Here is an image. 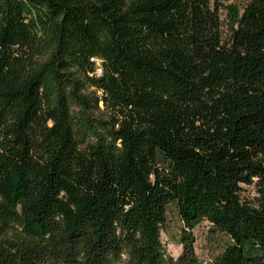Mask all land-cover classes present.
I'll list each match as a JSON object with an SVG mask.
<instances>
[{
  "label": "trees",
  "instance_id": "obj_1",
  "mask_svg": "<svg viewBox=\"0 0 264 264\" xmlns=\"http://www.w3.org/2000/svg\"><path fill=\"white\" fill-rule=\"evenodd\" d=\"M228 1L0 0V264H264V0Z\"/></svg>",
  "mask_w": 264,
  "mask_h": 264
},
{
  "label": "rangeland",
  "instance_id": "obj_2",
  "mask_svg": "<svg viewBox=\"0 0 264 264\" xmlns=\"http://www.w3.org/2000/svg\"><path fill=\"white\" fill-rule=\"evenodd\" d=\"M249 0H230L224 5L236 7L238 12ZM230 13L228 8L219 10L221 21V34L224 42H227L230 36ZM100 75V71H97ZM242 196H253L252 187H243ZM182 227L180 219L174 206H170L167 212V220L161 230V240L166 247V253L176 259L181 254V245L179 244V232ZM211 226L207 222L201 223L193 231L195 237L194 251L202 262L211 261L226 244V237L219 233H213Z\"/></svg>",
  "mask_w": 264,
  "mask_h": 264
}]
</instances>
